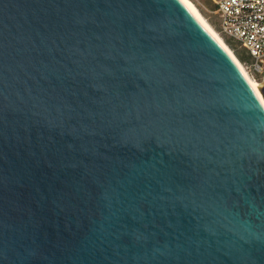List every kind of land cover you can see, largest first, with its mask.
<instances>
[{
    "label": "water",
    "instance_id": "water-1",
    "mask_svg": "<svg viewBox=\"0 0 264 264\" xmlns=\"http://www.w3.org/2000/svg\"><path fill=\"white\" fill-rule=\"evenodd\" d=\"M0 264H264V103L182 0H0Z\"/></svg>",
    "mask_w": 264,
    "mask_h": 264
},
{
    "label": "built area",
    "instance_id": "built-area-1",
    "mask_svg": "<svg viewBox=\"0 0 264 264\" xmlns=\"http://www.w3.org/2000/svg\"><path fill=\"white\" fill-rule=\"evenodd\" d=\"M216 10L222 33L264 80V0H219Z\"/></svg>",
    "mask_w": 264,
    "mask_h": 264
},
{
    "label": "rangeland",
    "instance_id": "rangeland-1",
    "mask_svg": "<svg viewBox=\"0 0 264 264\" xmlns=\"http://www.w3.org/2000/svg\"><path fill=\"white\" fill-rule=\"evenodd\" d=\"M193 4L197 7V9L200 11L202 16L205 18V20L211 25V27L221 36V38L225 41V43L228 45V47L233 51V53L236 55V57L240 60V62L243 64L245 69L248 71L249 75L259 81L262 82L263 79L252 71V69L249 66V63H247V58L244 55V53L238 49L232 41L227 38L220 29L219 19L218 15L216 13L217 9V2L219 0H191Z\"/></svg>",
    "mask_w": 264,
    "mask_h": 264
},
{
    "label": "bare ground",
    "instance_id": "bare-ground-1",
    "mask_svg": "<svg viewBox=\"0 0 264 264\" xmlns=\"http://www.w3.org/2000/svg\"><path fill=\"white\" fill-rule=\"evenodd\" d=\"M184 4L190 9V11L194 14V16L201 22V24L221 43V45L233 56V58L238 63L239 67L253 86V88L256 90L257 94L261 98V100L264 103V100L261 95V88L262 83L253 79L248 71L245 69L243 64L240 62V60L236 57V55L233 53V51L228 47V45L225 43V41L221 38V36L211 27V25L205 20V18L202 16L200 11L197 9V7L193 4L191 0H182Z\"/></svg>",
    "mask_w": 264,
    "mask_h": 264
}]
</instances>
